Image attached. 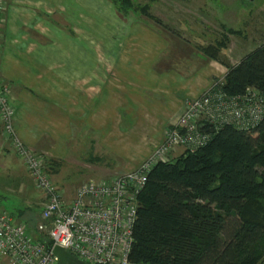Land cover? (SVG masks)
Masks as SVG:
<instances>
[{"label": "crops", "instance_id": "0c3cea01", "mask_svg": "<svg viewBox=\"0 0 264 264\" xmlns=\"http://www.w3.org/2000/svg\"><path fill=\"white\" fill-rule=\"evenodd\" d=\"M129 1L125 14L111 0H5L0 79L9 85L20 139L54 165L52 179L68 203L85 179L138 168L186 101L226 78L227 67L204 49L226 42L221 56L239 59L229 62L236 66L264 44V0ZM175 49L195 53L187 61L171 55ZM172 57L187 62L175 66ZM11 157L17 162L0 169L21 200L0 189V216L36 229L44 197ZM109 159L121 166L111 168Z\"/></svg>", "mask_w": 264, "mask_h": 264}, {"label": "trees", "instance_id": "16d2710c", "mask_svg": "<svg viewBox=\"0 0 264 264\" xmlns=\"http://www.w3.org/2000/svg\"><path fill=\"white\" fill-rule=\"evenodd\" d=\"M111 1L132 10L129 0ZM225 43L203 52L229 70L226 93L264 92V44L231 66L220 57ZM207 144L152 170L130 264H264V119L251 131L225 126Z\"/></svg>", "mask_w": 264, "mask_h": 264}, {"label": "built area", "instance_id": "2783aa9c", "mask_svg": "<svg viewBox=\"0 0 264 264\" xmlns=\"http://www.w3.org/2000/svg\"><path fill=\"white\" fill-rule=\"evenodd\" d=\"M5 3L0 0V45ZM224 81L225 78L213 81L202 95L186 101L163 143L138 168L112 179H89L68 203L49 175L47 159L20 139L9 85L0 79V128L4 140L44 197L43 222L38 224L37 232L2 213L0 258L6 264H61L53 249L59 246L83 264H130L131 233L140 208V195L152 170L159 164L174 163L179 152L192 154L204 148L225 126L251 131L263 121L264 92L251 88L245 94L233 96L226 93Z\"/></svg>", "mask_w": 264, "mask_h": 264}, {"label": "rangeland", "instance_id": "374dc122", "mask_svg": "<svg viewBox=\"0 0 264 264\" xmlns=\"http://www.w3.org/2000/svg\"><path fill=\"white\" fill-rule=\"evenodd\" d=\"M142 1H144V0H142ZM143 5V4H142ZM142 5H140L139 6V8H141V6ZM122 6V5H121ZM145 7H147V6H145ZM123 8V7H122ZM138 8V9H139ZM124 11L123 12H127L128 13V7L126 8V5H125V8L123 9ZM129 13H130V11H129ZM142 17H145V15L144 14H142ZM147 17V16H146ZM178 45V46H180L181 45V43H173V46H175V45ZM183 45H185L186 46V44H184V43H182ZM176 45V46H177ZM182 45V46H183ZM251 45H253V43H251ZM184 47V46H183ZM187 47V46H186ZM193 53H195V51H193V50H185V49H175V51H171L170 52V54L171 55H179V54H181V55H184V59H190L192 56H191V54H193ZM224 53V52H223ZM222 54V53H221ZM220 57H222V59L223 60H226L228 63L229 62H231V61H238L239 59H235V58H232V59H230V58H228V57H224V55L223 56H220ZM193 58H195V59H197L196 61L198 62V64H200V63H202V59H200V58H197V56H194ZM165 59V58H164ZM171 59H173L174 60V64H172V65H183V64H186V62L188 61H186V60H184L182 57L181 58H179V57H172ZM195 59H191V60H195ZM159 61H164L163 60V58L161 57L160 59H158ZM181 60H183L182 62H181ZM169 64V63H168ZM0 127H1V124H0ZM11 148H10V145L4 140V137H3V132H2V129L0 128V151H2V152H0V163H4L3 165H10V164H13L14 162H17V160L15 159V158H12L11 157ZM13 151V150H12ZM16 155V154H15ZM179 160V159H178ZM14 161V162H13ZM177 162V159L175 160V163ZM108 164H109V166L111 167V168H118V167H120L121 166V163H120V161H116L115 159H109V161H108ZM14 165V164H13ZM48 167L50 168L49 169V171L51 172L49 175H51V177L53 176V171H56V169H55V167H54V165L53 164H49L48 163ZM53 167V168H52ZM18 171V170H17ZM123 174H125V173H120V174H117V175H114V176H121V175H123ZM15 177V176H14ZM18 178V177H17ZM92 178H96V177H91V178H87V179H85L83 182H82V184L83 183H85L86 181H88L89 179H92ZM115 178V177H114ZM53 181H54V179H53ZM54 182H56V179H55V181ZM0 183H1V190L3 191V190H5L6 188L7 189H10L12 192L10 193V195L12 196L11 197V199L12 200H16L17 202H19L20 200H21V194L20 193H18V186L16 185V181H14V180H12V181H10V178H9V176H8V173H6V172H4V171H2V168L0 169ZM81 183L79 184V185H75V187L76 188H79L81 185H82ZM56 185H57V182H56ZM18 194L20 195V197H18ZM37 220V226H36V229H31L32 231L34 230H36V232H37V229H38V224H41L42 222H43V220L41 219V218H38V219H36Z\"/></svg>", "mask_w": 264, "mask_h": 264}, {"label": "water", "instance_id": "95a60500", "mask_svg": "<svg viewBox=\"0 0 264 264\" xmlns=\"http://www.w3.org/2000/svg\"><path fill=\"white\" fill-rule=\"evenodd\" d=\"M54 249L55 256L59 259L61 264H83L81 261L75 260V258L64 249L56 246Z\"/></svg>", "mask_w": 264, "mask_h": 264}]
</instances>
